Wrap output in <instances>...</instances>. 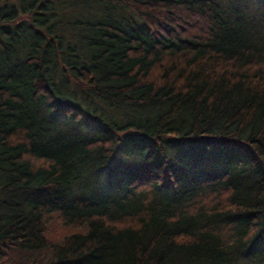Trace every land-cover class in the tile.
Returning <instances> with one entry per match:
<instances>
[{"label":"trees","instance_id":"16d2710c","mask_svg":"<svg viewBox=\"0 0 264 264\" xmlns=\"http://www.w3.org/2000/svg\"><path fill=\"white\" fill-rule=\"evenodd\" d=\"M227 8L0 0V264H264V14Z\"/></svg>","mask_w":264,"mask_h":264},{"label":"rangeland","instance_id":"374dc122","mask_svg":"<svg viewBox=\"0 0 264 264\" xmlns=\"http://www.w3.org/2000/svg\"><path fill=\"white\" fill-rule=\"evenodd\" d=\"M219 1L224 5L225 8L230 7L227 8L228 10L239 9L243 15H247L248 17H253L255 15H258L259 13L264 14V8L262 7L264 6V3L260 0H219Z\"/></svg>","mask_w":264,"mask_h":264}]
</instances>
